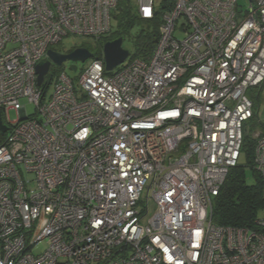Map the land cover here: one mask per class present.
<instances>
[{"label":"built area","instance_id":"obj_1","mask_svg":"<svg viewBox=\"0 0 264 264\" xmlns=\"http://www.w3.org/2000/svg\"><path fill=\"white\" fill-rule=\"evenodd\" d=\"M120 1L0 0V264H264V216L212 220L264 84V0H131L160 13L148 57L38 85L47 50L108 35Z\"/></svg>","mask_w":264,"mask_h":264},{"label":"trees","instance_id":"obj_2","mask_svg":"<svg viewBox=\"0 0 264 264\" xmlns=\"http://www.w3.org/2000/svg\"><path fill=\"white\" fill-rule=\"evenodd\" d=\"M113 17L117 20V29H112L108 35L100 40L96 39V48L89 47V43H83L80 46L88 48L93 53V58H100L102 57L104 42L118 37L124 39L126 33L130 34L131 29L137 23H141V28L130 35L134 43V52L131 56L148 57L158 40V29L161 21L160 13H155L153 19H142L131 10L130 6L119 3ZM76 47L74 46L73 48ZM53 69L54 72H57L59 68L55 67ZM257 99L256 96V99L254 97L253 100V117L257 116ZM260 126L262 132L259 136H262L264 135V122H261ZM259 136L254 139L250 137L247 131L244 133L241 148V156L243 155L244 163L238 162L229 171L219 194L213 200L212 220L215 224L256 229V219L264 216V180L253 168L254 148L256 139ZM250 179L253 180L252 183L249 182Z\"/></svg>","mask_w":264,"mask_h":264},{"label":"rangeland","instance_id":"obj_3","mask_svg":"<svg viewBox=\"0 0 264 264\" xmlns=\"http://www.w3.org/2000/svg\"><path fill=\"white\" fill-rule=\"evenodd\" d=\"M120 3L121 4H127V6H130L131 10L135 12V5L131 0H121ZM155 3H156V5H159L161 3V0H155ZM237 3H238V5H240L242 7V9H244L248 6V0H238ZM115 12L116 11H114V13ZM141 26H142L141 23H137L131 29L130 34L126 33L124 35V39L122 41V48L127 50L129 52V54H132L134 52V43H133L132 39L130 38V35L136 33L139 30V28H141ZM117 27H118L117 20L115 18H113L112 28L115 30V29H117ZM180 36H181V34H180ZM83 43H89V47H91V48L97 47V43H96L95 39L73 37V36L64 37L61 40V42L58 44V47L61 50V52H68L74 46H80ZM69 64H70V62L65 61L59 68L64 69V71L68 75H70L72 77H76L79 74V72L81 71V69L83 68V63L78 62V69L76 71L69 69ZM51 89H52V87L49 86L47 91L50 93ZM248 95L252 100H254V97L256 99V96L258 98L257 99L258 103L256 105L257 116L253 117L252 119H250L249 121L246 122L247 133L250 135V137L255 139L262 132L260 123L264 122V84L260 89L258 88V89L249 90ZM23 103H24V101H23ZM25 105H26L28 115H31L34 111L33 105L27 104V103ZM9 117L11 120H15L17 117V114L14 111H9ZM239 162L244 163L243 155L240 157ZM249 182L252 183L253 180L250 179Z\"/></svg>","mask_w":264,"mask_h":264},{"label":"water","instance_id":"obj_4","mask_svg":"<svg viewBox=\"0 0 264 264\" xmlns=\"http://www.w3.org/2000/svg\"><path fill=\"white\" fill-rule=\"evenodd\" d=\"M122 37L115 38L104 42L102 46V56L105 63V70L107 72L112 71L116 66L123 63L129 52L122 48ZM48 59L39 62L36 65L37 73V84L41 85L44 76L48 73L51 62L55 65L60 66L65 61L70 62L69 69L76 71V63H84L87 60L93 58V53L86 47H76L67 53H58L52 49L47 50ZM6 131V126L2 122L1 112H0V132L4 133Z\"/></svg>","mask_w":264,"mask_h":264},{"label":"flooded vegetation","instance_id":"obj_5","mask_svg":"<svg viewBox=\"0 0 264 264\" xmlns=\"http://www.w3.org/2000/svg\"><path fill=\"white\" fill-rule=\"evenodd\" d=\"M75 47H76V46H75ZM77 47H82V46H77ZM51 49H52L53 51H55V52H58V53H67V52H61V50L59 49L58 45H56V46H52ZM73 49H74V48H73ZM71 50H72V49H71ZM71 50H70V51H71ZM70 51H68V52H70ZM47 59H48V56H47L43 61H45V60H47ZM43 61H42V62H43ZM84 63H85V62H84ZM84 63H83V64H84ZM62 64H63V63H62ZM62 64H61V65H62ZM61 65H60V66H61ZM60 66L55 65L54 63L51 62L50 67H49V71H51V70H52L53 68H55V67H60ZM76 66H77V69H78V62L76 63ZM77 69H76V70H77Z\"/></svg>","mask_w":264,"mask_h":264}]
</instances>
